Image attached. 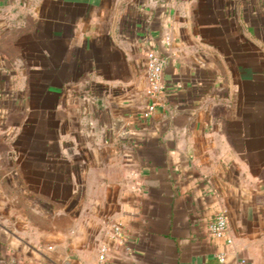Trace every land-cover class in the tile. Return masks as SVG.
Returning <instances> with one entry per match:
<instances>
[{"label":"crops","instance_id":"0c3cea01","mask_svg":"<svg viewBox=\"0 0 264 264\" xmlns=\"http://www.w3.org/2000/svg\"><path fill=\"white\" fill-rule=\"evenodd\" d=\"M0 264H264V0H0Z\"/></svg>","mask_w":264,"mask_h":264},{"label":"built area","instance_id":"2783aa9c","mask_svg":"<svg viewBox=\"0 0 264 264\" xmlns=\"http://www.w3.org/2000/svg\"><path fill=\"white\" fill-rule=\"evenodd\" d=\"M166 41H169L168 37L166 38ZM167 61V57L155 49L149 50L147 52L146 77L148 87L146 94L150 99V103L147 106L146 110L143 112L144 117H150L154 113V111L161 104L166 94L167 85L164 79V71ZM228 224L229 221L226 213L219 212L215 216L214 220L209 223L208 230L214 237H223L228 230ZM112 237L119 242H124L126 240L121 224L113 225ZM109 249L110 248L107 245L102 247L99 256L101 262L106 261V256ZM219 260L221 262H224L225 257L221 255L219 257Z\"/></svg>","mask_w":264,"mask_h":264}]
</instances>
